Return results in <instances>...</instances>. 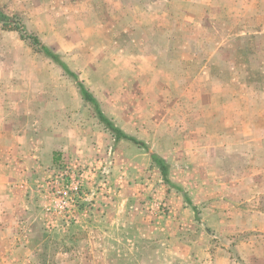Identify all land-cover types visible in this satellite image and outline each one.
Listing matches in <instances>:
<instances>
[{
  "label": "rangeland",
  "instance_id": "1",
  "mask_svg": "<svg viewBox=\"0 0 264 264\" xmlns=\"http://www.w3.org/2000/svg\"><path fill=\"white\" fill-rule=\"evenodd\" d=\"M149 8H167L175 41L146 23L80 35L63 56L105 116L148 149L116 142L76 82L42 58L46 85L9 91L2 264H264V0ZM16 242L51 248L13 255Z\"/></svg>",
  "mask_w": 264,
  "mask_h": 264
},
{
  "label": "crops",
  "instance_id": "2",
  "mask_svg": "<svg viewBox=\"0 0 264 264\" xmlns=\"http://www.w3.org/2000/svg\"><path fill=\"white\" fill-rule=\"evenodd\" d=\"M162 1L167 4V0H159V2ZM135 4L143 8L139 10L140 8ZM7 6H11L12 15L5 10ZM149 7H151V0H0V10L7 16L17 18L26 13V21L22 17L21 20L27 30L61 56L68 55L69 48L72 51L78 50L80 35L85 40H88L87 33L102 37L105 33L106 35L115 33L117 27H126V30L120 33L136 34L140 30L139 27L146 23L160 32V40L175 41L166 29L167 8L156 10ZM66 44L67 49H65ZM41 58L51 63L56 71H61L51 60L25 42L18 31L7 30L0 23V107L3 108L8 104L9 91L17 92L29 86L38 88V83L41 84L40 86L46 85L42 84V81L39 82L43 72L40 65ZM2 120L5 121V118H0V121ZM4 138L6 136L0 130L1 144L5 148L9 145L5 144ZM26 195H24V202L27 205ZM27 208L28 206H25V209ZM7 232V227L0 226L1 237ZM14 246L10 251L13 255L17 254L14 253L15 250L18 252L21 249H27L34 253L36 250L51 248L50 244L45 242L43 244L29 242L21 246L16 242ZM0 253L3 259L2 261L0 259V264L4 261L9 263L8 248L2 241H0ZM14 258L13 260H17L16 256ZM42 262L50 264L49 261Z\"/></svg>",
  "mask_w": 264,
  "mask_h": 264
},
{
  "label": "trees",
  "instance_id": "3",
  "mask_svg": "<svg viewBox=\"0 0 264 264\" xmlns=\"http://www.w3.org/2000/svg\"><path fill=\"white\" fill-rule=\"evenodd\" d=\"M0 23L2 24L3 28L7 30H16L20 33L21 38L28 42L37 52L42 54L45 58L51 60L57 67H59L64 74L72 78L78 87L81 99L85 105H90L97 118L105 126L107 131H109L116 142L126 141L133 144L136 147L148 149V145L133 136H130L123 132L121 129L117 128L102 112L100 108V103L95 95L90 92L83 83L78 78V75L73 72L65 60L63 56L58 53L53 52L48 46H46L43 42H41L34 34L30 33L25 25L23 24L22 20L16 17H9L4 12L0 10ZM153 164L159 169L162 179L166 184L173 186L170 179H169V172L170 166L166 163V161L160 158L158 155L153 154L150 156Z\"/></svg>",
  "mask_w": 264,
  "mask_h": 264
}]
</instances>
